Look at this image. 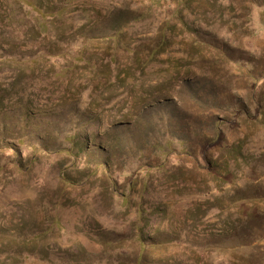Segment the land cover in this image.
<instances>
[{
	"label": "rangeland",
	"instance_id": "obj_1",
	"mask_svg": "<svg viewBox=\"0 0 264 264\" xmlns=\"http://www.w3.org/2000/svg\"><path fill=\"white\" fill-rule=\"evenodd\" d=\"M0 264H264V0H0Z\"/></svg>",
	"mask_w": 264,
	"mask_h": 264
}]
</instances>
